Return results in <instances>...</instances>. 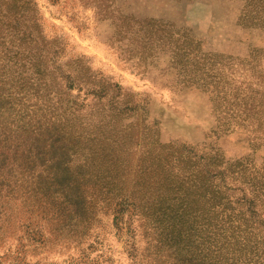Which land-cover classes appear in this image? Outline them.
Returning a JSON list of instances; mask_svg holds the SVG:
<instances>
[{
    "label": "trees",
    "instance_id": "trees-1",
    "mask_svg": "<svg viewBox=\"0 0 264 264\" xmlns=\"http://www.w3.org/2000/svg\"><path fill=\"white\" fill-rule=\"evenodd\" d=\"M76 1L99 21H109L121 38L136 42L141 54L144 46L160 40L177 68L174 81L184 87L206 82L221 119L236 124L219 126L230 132L237 126L250 139L264 140L262 52L249 56L247 70L230 69L234 85L225 84L217 57L200 53L188 35L158 28L152 19L123 15L115 0ZM237 1L243 5L241 20L264 29V0ZM36 16L35 0H0V178L4 165L16 173L12 184L0 182V264H30L19 255L30 247L58 254L71 249L77 256H69L67 264H98L86 251L94 244L87 239L96 212L109 209L113 225L129 232L131 220H124V213L138 214L130 201L111 202L118 190L112 178L121 168L119 156L131 151L128 139L136 135L133 124L118 121L129 102L121 109L117 95L96 84L89 67L78 71L79 62H58L52 41L46 47L49 42L54 51L36 48L31 54L45 41ZM74 86L91 96L107 119L85 113L90 106L72 98ZM149 152V163L156 159L170 171L156 188L159 200L152 201L151 217L132 223L145 237L144 248L129 251L133 262L264 264V170L258 175L246 162L214 173L199 165L203 158L196 155L182 161L168 151ZM164 186L169 195L160 193ZM15 202L19 208L12 206ZM8 240H15L16 247H5Z\"/></svg>",
    "mask_w": 264,
    "mask_h": 264
},
{
    "label": "rangeland",
    "instance_id": "rangeland-1",
    "mask_svg": "<svg viewBox=\"0 0 264 264\" xmlns=\"http://www.w3.org/2000/svg\"><path fill=\"white\" fill-rule=\"evenodd\" d=\"M35 2L45 47L37 43L30 49L31 54H35L36 48L54 51L49 42L46 47L47 41H52L58 47V62H79L78 71L82 65L89 67L96 77V84L117 95L121 109H125V101L129 102V111L125 116H119L118 121L122 126L133 124L136 132L135 137L128 139L131 151L119 156L121 168L112 178V184L118 190L111 196V202L130 201L138 214L124 213V220H131L129 232L113 225L109 209L96 212V221L91 225L87 239L94 244L86 250L93 262L136 264L129 257V251L145 247L143 229L132 223L137 225V220L142 217H151L152 201L159 200L156 188L166 183L170 171L156 159L149 163L150 149L168 151L182 161L187 159L186 156L196 155L203 158L199 165L208 166L214 173L226 172L233 165L246 162L254 173L260 175L263 172L264 140L250 139L237 126L231 132L219 126L225 122L236 124L225 116V122L221 119L210 100V87L206 82L184 87L174 81L177 68L169 63L170 54L162 50L160 40L151 47L144 46L145 51L141 54L136 42L121 38L109 21H99L92 9L83 7L76 0ZM115 4L123 15L137 20L152 19L158 28L180 31L193 38L200 53L217 57L225 84L234 85L228 79L229 70H247V60L255 55L254 51L262 52L258 55L264 59V29L241 20L243 5L240 1L115 0ZM222 55L230 56L231 61ZM20 90L16 85L15 91ZM71 94L72 98H79L74 100L90 106L85 113L106 118V112H100L99 106L92 104V97L83 89L74 86ZM62 104L66 105V101ZM3 153L8 155L4 150ZM14 176L15 169L4 165L0 182L12 184L10 181ZM166 187L160 189L162 195L171 193L165 191ZM19 205L15 202L12 206L19 208ZM15 242L8 240L5 247L15 248ZM2 251L0 249V256ZM23 254L30 264H67L65 261L69 256H77L71 249L58 254L44 248L34 251L32 247L28 251L24 248L19 255ZM69 264L83 263L73 260Z\"/></svg>",
    "mask_w": 264,
    "mask_h": 264
}]
</instances>
